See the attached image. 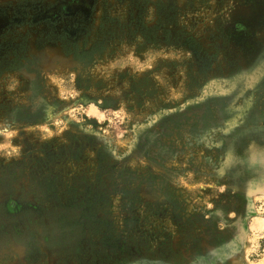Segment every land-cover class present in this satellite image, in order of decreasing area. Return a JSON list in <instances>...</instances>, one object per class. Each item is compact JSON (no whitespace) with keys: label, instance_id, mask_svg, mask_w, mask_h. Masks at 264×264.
<instances>
[{"label":"rangeland","instance_id":"obj_1","mask_svg":"<svg viewBox=\"0 0 264 264\" xmlns=\"http://www.w3.org/2000/svg\"><path fill=\"white\" fill-rule=\"evenodd\" d=\"M0 264H264V0H0Z\"/></svg>","mask_w":264,"mask_h":264}]
</instances>
